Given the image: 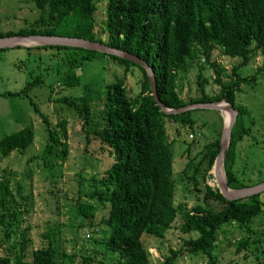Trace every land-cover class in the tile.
I'll list each match as a JSON object with an SVG mask.
<instances>
[{"label":"trees","instance_id":"16d2710c","mask_svg":"<svg viewBox=\"0 0 264 264\" xmlns=\"http://www.w3.org/2000/svg\"><path fill=\"white\" fill-rule=\"evenodd\" d=\"M29 1L36 12L33 19L16 30L3 31L0 28V37L57 35L104 43L147 63L154 76L156 96L167 108L224 99L237 109L223 158V170L229 188L246 187L236 181L231 167L236 144L248 133L252 123L245 109L235 105L234 93L239 91V84H251L257 75L264 82V63L251 75L237 74V69L245 67L256 53H260L264 61V0H105L101 30L106 32V40H101L93 32L97 0ZM10 48H23L27 53L35 50L40 66L38 64L37 73L32 69L28 71L34 73V77L27 80L24 86L14 91H2L0 96L25 95L30 86L41 84L43 78L49 76L51 81L72 87L78 81L75 70L93 57L106 56L122 67L121 75L104 85L101 101L103 127L92 131L94 142L98 141L99 150L105 152L108 158L104 169L92 175L91 191L84 193L95 204L82 201L80 196L75 200L77 215L86 220L87 227H95L91 233L96 232V224L92 221L95 208L98 205L107 208L105 217L100 221L107 235L89 237L90 242L98 247L91 250V254L82 255L81 264H149V252L143 238L160 239L166 231L173 230L184 236L179 246L168 247L162 253L161 264H178L177 260L188 253L205 255L206 264H264V232L252 229L254 220L264 215V202L259 199V193L227 200L216 187L204 182L205 174L218 153L219 139L207 144L210 149L200 159H207L201 179L203 198L217 203L219 207L213 209L207 204H195L186 209L184 204L175 203L170 150L172 140L167 134V126L173 125L175 134H179L180 128L193 131L196 120L191 112L195 109L179 114L163 113L151 95L145 70L114 55L61 45ZM10 48H1L0 58ZM213 49L240 60L232 68L233 77L229 82L221 83L219 80L222 68L211 60ZM27 60L28 57L16 62L25 67ZM204 64L214 69V81L219 84L218 93L212 96L206 95L201 87ZM194 66L197 68L200 95L183 100L177 90V80ZM132 67L141 75L136 95H133L127 82ZM61 99L76 106L66 96ZM82 112L86 124L89 121L85 103L78 109V113ZM42 120L50 141L44 151L51 154L52 144L60 139V135L65 136V130L63 123L57 130L49 127L44 116ZM83 132L87 143L90 134L87 130ZM32 137L31 128L24 127L0 138V160L12 150L24 151ZM191 143L192 139L186 152ZM198 170L195 166L188 176L194 186ZM10 195L9 179L1 176L0 202L4 203ZM3 214H0V225L5 226L3 237L17 234L15 240L19 247L13 259L0 255V264H61L68 255L55 247L53 236L57 225L42 233V238L46 240L44 245L28 249L31 242L29 227L25 226L20 233H16L8 222H4L7 212ZM231 222L245 235L232 243L230 257L218 258L219 250L215 251L218 247L217 231ZM105 251L111 259L105 257ZM96 253L101 257L96 259Z\"/></svg>","mask_w":264,"mask_h":264},{"label":"rangeland","instance_id":"374dc122","mask_svg":"<svg viewBox=\"0 0 264 264\" xmlns=\"http://www.w3.org/2000/svg\"><path fill=\"white\" fill-rule=\"evenodd\" d=\"M104 4L105 0H97L94 13L93 32L101 40H106L107 37L106 32L101 30L105 18ZM35 13L28 0H0V28L7 31L23 27L33 19ZM26 57L28 60L25 67L16 62L17 59ZM211 60L222 68L219 76L221 83L229 82L233 77L232 68L240 61L238 58L222 55L217 49L212 50ZM200 63H203L202 59ZM263 63V56L256 53L245 67L237 69V74L251 75ZM38 64L40 66L35 50L27 53L23 48H10L3 52L0 58V92L14 91L24 86L27 80L34 77V73L28 71L32 69V72L37 73ZM43 65L45 66L44 63ZM131 69L127 82L133 95H136L141 75L136 68ZM121 72L122 67L108 57H93L75 70L78 81L72 87L51 81L49 76L43 78L41 84L30 86L25 95L0 96V138L24 127H30L33 133L32 141L24 151L12 150L7 157L0 160V177L9 179L11 191L4 203L0 202V214L7 212L4 222H8L16 233H20L25 226L29 227L28 236L31 242L28 249L44 245L46 240L42 238V233L57 225V232L53 236L55 247L68 254L61 264H81V256L91 254V250L98 247L90 242L89 237L102 238L107 235L103 232L106 228L100 222L105 217L107 208L99 205L95 208L92 221L96 224V232L91 233L95 227H87L86 220L77 215L75 200L80 196L82 201L95 204L93 200H88L84 193L91 191L92 175L104 169L108 158L105 157V152L99 150L98 141L94 142L92 131L101 130L103 127L101 101L104 85L120 76ZM215 76L214 69L204 64L200 76L204 81L200 82L206 95L212 96L219 91V84L214 81ZM238 86L239 91L234 93V103L245 109L252 125L248 133L236 144L231 170L237 182L249 187L264 181V82L261 76L257 75L253 83H241ZM199 88L195 66L177 80V90L183 100L198 97ZM63 96L68 97L76 106L65 99L60 100ZM84 103L87 106L89 121L86 124L83 121L84 112L78 113ZM191 115L196 120L195 128L191 132L180 128L179 134H175L174 126H167V134L172 140L170 150L174 200L176 204H184L186 209L195 204H207L217 209V203L203 198L201 179L207 159H200L210 149L207 144L220 138L224 127V113L211 109H195ZM42 116L47 119L50 128L60 130V124L63 123L65 130V136L60 135V139L52 144L51 154L44 151L50 141L46 136ZM84 130L90 134L87 143ZM197 132L200 133L199 136H196ZM190 133L194 136L186 152L185 149L191 140L188 136ZM195 166L199 169L195 173L196 186L188 178ZM212 174L210 167L204 182L216 187ZM258 197L264 202V190L259 192ZM4 227L0 225V255H8L13 259L19 247L15 240L17 234L3 237ZM252 229L264 232V215L254 220ZM243 235L244 231L235 223L222 226L217 231L218 247L215 251L219 250L220 253L217 257H230L232 243ZM183 236L184 234L173 230L166 231L160 239L143 238L149 252V264H161L162 253L168 247L179 246ZM104 255L111 259L107 251ZM94 256L96 259L101 257L98 253ZM206 260L205 255L188 253L181 256L177 263L206 264Z\"/></svg>","mask_w":264,"mask_h":264},{"label":"water","instance_id":"95a60500","mask_svg":"<svg viewBox=\"0 0 264 264\" xmlns=\"http://www.w3.org/2000/svg\"><path fill=\"white\" fill-rule=\"evenodd\" d=\"M40 45H61V46H69V47H79L107 55H114L138 64L146 72L148 85L155 103L159 106L160 110L165 114H179L192 109H211L218 111H220L221 109H225L230 114V120L227 126L222 129L219 138V150L211 165V169L213 172L212 175L215 180L216 187L219 193L227 200L239 199L242 197L259 193L264 190V181L253 186L243 187L238 189H230L227 186V182L223 170V158L229 144L230 131L235 122L237 109L232 108V106L224 99L218 101H212V102L193 103L179 108H167L158 100L156 96L154 76L150 67L147 65V63L144 60L126 51H122L120 49L110 47L104 43H99L96 41H91L79 37H67V36H57V35H26V36L11 35V36L0 37V49L16 47V46L33 47ZM222 103H224V105H221ZM220 168L222 171L221 172L222 177L221 175H218Z\"/></svg>","mask_w":264,"mask_h":264},{"label":"bare ground","instance_id":"6f19581e","mask_svg":"<svg viewBox=\"0 0 264 264\" xmlns=\"http://www.w3.org/2000/svg\"><path fill=\"white\" fill-rule=\"evenodd\" d=\"M221 105H224V103H222ZM220 113H224V115H223V121H224V127L223 128H225L226 126H227V124H228V122H229V120H230V114L228 113V111H226L225 109H221L220 110ZM222 171H221V168H220V170H219V172H218V175H221V177H222V173H221ZM214 180V179H213ZM215 181V180H214Z\"/></svg>","mask_w":264,"mask_h":264},{"label":"built area","instance_id":"2783aa9c","mask_svg":"<svg viewBox=\"0 0 264 264\" xmlns=\"http://www.w3.org/2000/svg\"><path fill=\"white\" fill-rule=\"evenodd\" d=\"M199 135H200V133H199V132H197V133H196V136H199ZM188 136H189V138H190V139H192V138H193V136H194V134H191V133H190ZM86 235H87V234H86Z\"/></svg>","mask_w":264,"mask_h":264},{"label":"clouds","instance_id":"9594fccd","mask_svg":"<svg viewBox=\"0 0 264 264\" xmlns=\"http://www.w3.org/2000/svg\"><path fill=\"white\" fill-rule=\"evenodd\" d=\"M209 185V184H208ZM217 188V187H216ZM230 189H233V188H230Z\"/></svg>","mask_w":264,"mask_h":264}]
</instances>
